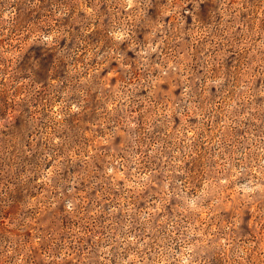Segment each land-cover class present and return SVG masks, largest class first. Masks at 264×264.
I'll return each mask as SVG.
<instances>
[{"label": "rangeland", "instance_id": "rangeland-1", "mask_svg": "<svg viewBox=\"0 0 264 264\" xmlns=\"http://www.w3.org/2000/svg\"><path fill=\"white\" fill-rule=\"evenodd\" d=\"M0 264H264V0H0Z\"/></svg>", "mask_w": 264, "mask_h": 264}]
</instances>
